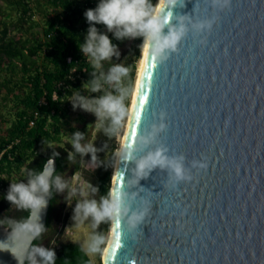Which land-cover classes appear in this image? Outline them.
I'll use <instances>...</instances> for the list:
<instances>
[{
  "label": "water",
  "instance_id": "obj_1",
  "mask_svg": "<svg viewBox=\"0 0 264 264\" xmlns=\"http://www.w3.org/2000/svg\"><path fill=\"white\" fill-rule=\"evenodd\" d=\"M173 11L217 19L210 32H189L165 60L148 52L125 142L136 144L164 113L166 129L137 155L163 145L184 156L191 179L156 168L130 187L134 165L119 161L112 190L135 191L132 208L149 212L132 231L112 221L107 264H264V0H231L226 9L180 0ZM9 232L0 223V241ZM0 264L17 260L0 250Z\"/></svg>",
  "mask_w": 264,
  "mask_h": 264
},
{
  "label": "clouds",
  "instance_id": "obj_2",
  "mask_svg": "<svg viewBox=\"0 0 264 264\" xmlns=\"http://www.w3.org/2000/svg\"><path fill=\"white\" fill-rule=\"evenodd\" d=\"M179 2L180 0H163V3L161 0H98L94 8L86 9L83 13L88 27L78 48L94 71L90 73V79L82 83V87L99 95L86 96L73 92L68 101L73 110L81 109L92 113L96 118V128L102 130L108 138L120 140V148L115 155L134 165L131 169L133 178L128 181L130 187L138 184L141 178L148 176L156 168L168 169L175 181L191 179L183 163L184 156H170L163 145L137 155L143 147L155 143L159 134L166 129L164 113L160 114L158 122L151 124L150 130L138 135L136 144L123 141L122 132L130 114L129 106L125 103L130 95V88L124 84V80L130 69L123 63H110L107 70L104 67L105 62L121 56L113 38L119 41L142 38L140 49L150 52L159 60H165L170 53L178 51V46L189 32L204 33L212 30L217 19L214 16L194 19L187 14L174 15L173 9ZM211 2L220 9L231 7V0ZM97 25L105 26L106 30H100ZM108 33L112 34L111 38ZM69 143L71 150L67 151L66 159L72 163H75L77 155L82 158L89 156V160L95 163L98 151L102 150L92 142H85V131L73 132ZM42 144L45 149H53L47 161L39 171L22 168L21 175L24 178L10 181L4 196L10 206L14 205L16 209L28 213L21 220L9 219L7 223L10 232L6 240L0 241V250H9L17 264H56L54 247L33 243L47 229L42 217L46 213L49 199L56 194H64L68 205L69 200L79 197L75 200L71 216L72 224L76 226L90 219L91 228L95 230L103 222L124 220L129 231H132L145 220L149 209H134L129 203L136 197L135 191L110 190L99 200L90 198L99 192V187L91 181L75 184L58 174L54 164L60 153L53 148L52 142L42 141ZM193 167L206 168L207 165L193 161ZM107 239L104 234L93 232L81 249L86 255L102 254Z\"/></svg>",
  "mask_w": 264,
  "mask_h": 264
},
{
  "label": "trees",
  "instance_id": "obj_3",
  "mask_svg": "<svg viewBox=\"0 0 264 264\" xmlns=\"http://www.w3.org/2000/svg\"><path fill=\"white\" fill-rule=\"evenodd\" d=\"M98 0H0V223L8 225L9 219L26 218V211L10 206L4 199L10 181L24 177L22 168L40 170L53 149L43 147L50 141L60 153L57 157L58 174L68 168L76 174L82 167L81 157L69 162L71 150L66 136L76 131L67 126L72 119L71 93H90L82 83L90 79L92 65L82 56L78 44L83 42L88 23L83 13L94 8ZM104 31L105 26L97 25ZM110 38L111 33H108ZM126 40V39H125ZM130 40V39H128ZM123 41L113 43L120 47ZM136 56L141 55L142 38H135ZM73 61L69 62L68 57ZM105 62V70L110 63ZM76 68V72L73 69ZM137 75V64L130 72V94ZM70 77V78H69ZM74 77V79H73ZM70 86V87H69ZM107 87V86H106ZM57 94V98L54 95ZM130 96V95H129ZM45 100L44 103L41 101ZM39 111L36 117L35 112ZM34 120L35 124L30 125ZM72 128V130H70ZM89 134L86 133L85 137ZM100 139L107 137L99 132ZM98 174L92 180L102 196L112 190L113 171L105 164L102 154ZM59 203V194L52 197L47 229L34 244H40L44 234L52 228L53 214ZM76 241L54 247L56 264H93L90 255ZM101 254H99L100 256Z\"/></svg>",
  "mask_w": 264,
  "mask_h": 264
},
{
  "label": "rangeland",
  "instance_id": "obj_4",
  "mask_svg": "<svg viewBox=\"0 0 264 264\" xmlns=\"http://www.w3.org/2000/svg\"><path fill=\"white\" fill-rule=\"evenodd\" d=\"M119 49L121 52V56L118 59L117 63H123L129 67L130 69L129 75L128 77L125 78L124 84L130 87V72L132 66L136 62L137 70H138V65L141 55L139 57L136 56V47L133 42V39L124 40L123 44L119 47ZM141 54H142V49H141ZM134 86H135V82L130 96L125 100L126 105L129 106V110H130V104H131ZM95 119L96 118L92 113L85 112L81 109H76V110H72V119L68 121L69 123L67 126L74 125V127L72 128H76V130H80V131H85V134L86 133L89 134L88 136L85 137V142H92L98 148L102 149L101 151H98L97 161L95 163L89 160L90 159L89 156L83 158L81 157L82 167L76 174L71 173V168H68L62 174L66 179H68L70 182H73L75 184H79L85 181H91L94 185H96L94 183V180L92 179L94 178L93 176L95 174H98V166L102 165L101 164L102 154L105 159L104 165H108L110 168H112L113 171L112 173L114 174V167L117 160V156L115 155V153L120 148V140L117 138L110 139L108 137H103L104 139L101 140L99 136L100 130L96 128L94 123ZM72 128H70V130H72ZM124 131L125 129L123 130V132ZM70 137H71L70 135L66 136V140H69ZM101 196L102 195L99 192H97L96 194H94V197H90V198H96L97 200H99ZM76 199H79V197L73 198L72 200L68 201L70 205L72 204L70 206L64 200V194H59V203L53 214L52 228L44 234L43 240L41 241L40 244H43L44 246L48 247L49 245L60 246L62 243L65 242L76 241L83 245L89 239L90 235L93 232H99L101 234H104L108 238L106 245L103 246L104 250L100 256L99 254H93L90 255V257L93 260V264H104L103 258L105 256L106 249L108 247V244L112 236L111 235L112 222H103L95 230L91 228L90 219L89 221H86L84 224L79 226L72 224L73 223V221L71 220L72 208L75 205Z\"/></svg>",
  "mask_w": 264,
  "mask_h": 264
},
{
  "label": "bare ground",
  "instance_id": "obj_5",
  "mask_svg": "<svg viewBox=\"0 0 264 264\" xmlns=\"http://www.w3.org/2000/svg\"><path fill=\"white\" fill-rule=\"evenodd\" d=\"M161 2H162V0H161ZM147 54H148V52L142 50L141 58H140L139 65H138L137 75H136L135 86H134L132 99H131V104H130V110H129L130 114H129V117H128L127 122H126V127L124 128L125 131L122 134V138H123L124 142H125V140L127 138V135H128L131 123H132V118H133L134 109H135V106H136L138 92H139L141 81H142V76H143V72H144V67H145V63H146ZM119 161H120V159L117 157V160H116V163H115V167H114L113 180L116 179V175H117L118 167H119ZM112 232H113V223H112L111 233ZM111 239H112V236H111ZM109 244H110V242H109ZM109 244H108V247H109ZM108 247L106 249L105 256L103 258V263L104 264H107V258L106 257H107Z\"/></svg>",
  "mask_w": 264,
  "mask_h": 264
},
{
  "label": "built area",
  "instance_id": "obj_6",
  "mask_svg": "<svg viewBox=\"0 0 264 264\" xmlns=\"http://www.w3.org/2000/svg\"><path fill=\"white\" fill-rule=\"evenodd\" d=\"M68 61H69V62H72V61H73V59H72L71 56L68 57ZM76 70H77L76 68L73 69L74 72H76ZM73 79H74V77H73ZM54 97L57 98V94H55ZM41 102L44 103L45 100H43V101H41ZM35 115H36V117H38V116H39V111H36V112H35ZM34 124H35V121L32 120V121L30 122V125H34ZM1 156H2V155L0 154V159H1Z\"/></svg>",
  "mask_w": 264,
  "mask_h": 264
},
{
  "label": "snow or ice",
  "instance_id": "obj_7",
  "mask_svg": "<svg viewBox=\"0 0 264 264\" xmlns=\"http://www.w3.org/2000/svg\"><path fill=\"white\" fill-rule=\"evenodd\" d=\"M153 59H155V57H153ZM146 94L145 95H142L141 97H140V99H139V105H143L144 104V102H145V100H146ZM139 112H137L136 113V122L138 123L139 122ZM133 135H135V132H133Z\"/></svg>",
  "mask_w": 264,
  "mask_h": 264
}]
</instances>
